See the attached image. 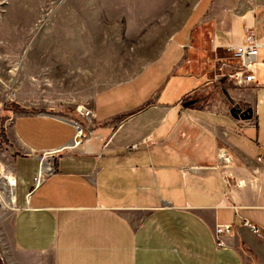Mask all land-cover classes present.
I'll list each match as a JSON object with an SVG mask.
<instances>
[{
    "label": "crops",
    "instance_id": "0c3cea01",
    "mask_svg": "<svg viewBox=\"0 0 264 264\" xmlns=\"http://www.w3.org/2000/svg\"><path fill=\"white\" fill-rule=\"evenodd\" d=\"M244 27L261 41L254 82L195 70L191 54L222 55ZM85 108L90 136L39 184L40 153L84 118L23 110L7 130L0 186L13 178L14 207L0 250L15 264H264V0H192L155 57ZM217 224L230 225L222 246Z\"/></svg>",
    "mask_w": 264,
    "mask_h": 264
},
{
    "label": "rangeland",
    "instance_id": "374dc122",
    "mask_svg": "<svg viewBox=\"0 0 264 264\" xmlns=\"http://www.w3.org/2000/svg\"><path fill=\"white\" fill-rule=\"evenodd\" d=\"M191 1L0 0V177L10 172L11 115L79 116L97 91L133 77L155 57ZM206 49L190 60L215 76ZM6 194L0 187V214L7 217L13 211L3 204ZM2 258L15 264L5 248Z\"/></svg>",
    "mask_w": 264,
    "mask_h": 264
},
{
    "label": "built area",
    "instance_id": "2783aa9c",
    "mask_svg": "<svg viewBox=\"0 0 264 264\" xmlns=\"http://www.w3.org/2000/svg\"><path fill=\"white\" fill-rule=\"evenodd\" d=\"M243 36L240 42L225 44L221 47L222 55H214L216 61V69L218 75H223L222 70L227 72L223 75L229 78L236 86H245L255 81V66H256V53L258 47L261 45L260 38L251 30V28H243ZM216 46L212 45V50L215 52ZM217 76V75H215ZM80 114L85 120V124L82 125L78 122H74V135L67 146L43 151L40 153L41 158V170L39 177L36 180V184H39L47 175L54 170V163L59 153L64 150H70L84 143L91 134L90 120L91 110L82 108ZM14 115H11L6 121V129L11 126ZM3 204L10 209L4 202ZM253 233L258 234V228L252 226L248 221L243 222ZM230 232V225L217 224L213 228L214 238L217 246H222L221 236ZM0 260L2 258V251L0 250Z\"/></svg>",
    "mask_w": 264,
    "mask_h": 264
},
{
    "label": "bare ground",
    "instance_id": "6f19581e",
    "mask_svg": "<svg viewBox=\"0 0 264 264\" xmlns=\"http://www.w3.org/2000/svg\"><path fill=\"white\" fill-rule=\"evenodd\" d=\"M6 176V175H5ZM10 180H8L7 181V185L5 186H0L1 188L3 187V188H5L6 190H7V196H6V198L4 199V203L10 208V206H11V208H13L14 207V194H13V182H14V180H13V178H9ZM2 183V182H1ZM1 200H3L2 198H1V195H0V203H1Z\"/></svg>",
    "mask_w": 264,
    "mask_h": 264
},
{
    "label": "water",
    "instance_id": "95a60500",
    "mask_svg": "<svg viewBox=\"0 0 264 264\" xmlns=\"http://www.w3.org/2000/svg\"><path fill=\"white\" fill-rule=\"evenodd\" d=\"M229 112L231 116L234 118L249 119L251 117V110L248 108L241 110L237 106H232L230 107Z\"/></svg>",
    "mask_w": 264,
    "mask_h": 264
}]
</instances>
